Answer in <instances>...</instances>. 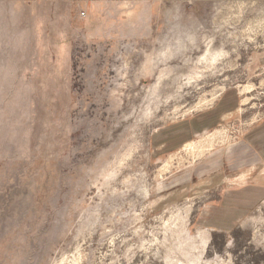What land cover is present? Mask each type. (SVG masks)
Returning a JSON list of instances; mask_svg holds the SVG:
<instances>
[{"label":"rangeland","instance_id":"374dc122","mask_svg":"<svg viewBox=\"0 0 264 264\" xmlns=\"http://www.w3.org/2000/svg\"><path fill=\"white\" fill-rule=\"evenodd\" d=\"M262 121L264 0H0V264H264Z\"/></svg>","mask_w":264,"mask_h":264},{"label":"crops","instance_id":"0c3cea01","mask_svg":"<svg viewBox=\"0 0 264 264\" xmlns=\"http://www.w3.org/2000/svg\"><path fill=\"white\" fill-rule=\"evenodd\" d=\"M227 114L233 113L229 112L225 113L224 115ZM231 141L232 139L225 144L214 147L211 151L205 153L204 156L211 154L213 150L217 148L230 144ZM242 142V146L238 145L230 150V152L224 158V162L223 159L219 161L218 170L222 172L219 174L218 181H225L228 178V175L236 172L234 168H240L239 170L244 168V171H237L238 174L234 180H241L242 178L244 182L251 180L249 182L250 184L247 185L249 186L247 193L254 194L255 198H252L250 201L262 203L264 202V121H262L259 125L252 127L250 130H247L243 136ZM223 199L224 196L222 195L219 201H223Z\"/></svg>","mask_w":264,"mask_h":264},{"label":"bare ground","instance_id":"6f19581e","mask_svg":"<svg viewBox=\"0 0 264 264\" xmlns=\"http://www.w3.org/2000/svg\"><path fill=\"white\" fill-rule=\"evenodd\" d=\"M249 89L250 88H248L247 90L249 91ZM244 103H246V100ZM238 112L240 113L241 110L238 109ZM232 116H233V114H227V115H224L223 119L228 120ZM230 140L231 139L229 138L227 131H225L223 129H216L212 134H207L206 136H204V138H202L200 140L198 139V140L192 141V142L184 145V147L181 150L183 152L184 156H180L181 154L179 153L178 154L179 156L177 157V159H175V160H177L176 164L181 165L185 160L186 161L187 160H192V161L198 160V159L202 158L205 155V153L211 151L214 147L221 145V144H225ZM171 168H173V160L172 159L162 165L161 172L162 173L164 171L168 172Z\"/></svg>","mask_w":264,"mask_h":264}]
</instances>
